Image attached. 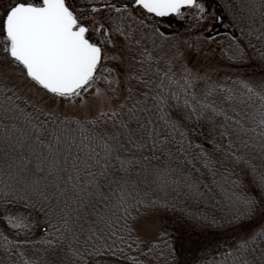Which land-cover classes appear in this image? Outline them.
<instances>
[{"label": "snow or ice", "instance_id": "obj_1", "mask_svg": "<svg viewBox=\"0 0 264 264\" xmlns=\"http://www.w3.org/2000/svg\"><path fill=\"white\" fill-rule=\"evenodd\" d=\"M249 3L250 10L264 8V0ZM207 7L206 0H0V175L7 181L0 202L12 228L30 235L43 224L38 239L0 233V264H180L175 238L154 219L158 204L174 205L154 193L179 187L181 176L190 179L176 176L171 165L176 134L181 144L188 132L184 122L209 125L212 152L222 156L205 160L210 171L217 164L225 173L235 167L246 155H237L239 148L258 146L264 156V78H237L238 87L226 90L208 81L199 105L184 100L182 109L171 88L178 82L175 63L185 95L194 96L188 88L207 77L193 73L180 50L157 51L156 37L168 33L145 24L192 10L205 21ZM241 35L247 43L229 33L222 54L255 59L264 69V30L241 29ZM251 36L259 37V48ZM206 41H213L211 33ZM24 81L43 97L33 102L21 94ZM217 90H225L220 106L206 102ZM251 171L255 187L240 195L215 179L217 193L199 180L185 185L206 209L189 208V216L235 233L198 264H264V175L255 165ZM246 176L241 170L234 186ZM10 204L20 210L12 214ZM257 218V226L245 227Z\"/></svg>", "mask_w": 264, "mask_h": 264}, {"label": "trees", "instance_id": "obj_2", "mask_svg": "<svg viewBox=\"0 0 264 264\" xmlns=\"http://www.w3.org/2000/svg\"><path fill=\"white\" fill-rule=\"evenodd\" d=\"M260 0H255V3H259ZM215 6L220 12V16L222 20L226 22L227 26L222 29L217 30L213 36V45L216 47L217 51L222 54V50L226 49L229 46L231 37L234 36L237 41H239L242 45L247 43V39L245 36L241 35V29L245 32L248 29L254 30H264L261 29V17L264 15V8L250 10L249 0H215ZM141 19H144L141 17ZM251 21V22H250ZM145 24H154V21L147 19L145 20ZM160 38L157 36L156 39ZM254 44L259 39L257 36L249 37ZM256 47L259 48V44H256ZM251 52V49L248 50ZM227 61L238 63L241 61H232L228 59L226 54H222ZM163 67V66H162ZM174 79L178 82L171 85L172 90H175L180 93V107L182 109L187 110L184 105V100H188L190 105L198 106L200 100L204 99V95H198L192 88H188V93H195L192 95H185L184 89L181 87L183 84L181 79L177 77L175 74ZM232 87H238L236 84V79L231 80ZM227 87H225V90ZM225 90H220L219 92L224 96ZM208 100H206L207 102ZM218 105V104H217ZM219 106V105H218ZM43 119V117H42ZM219 122V121H217ZM249 126H251L249 124ZM184 128L188 129V132L181 141L183 145L184 152H179V148L181 144L176 143V140H180L179 131L176 134L175 140L171 144V148L173 149V159L171 160V165L175 166V175L181 176V173L190 174V179H185L184 176H181V180L184 181L179 187L170 185L167 189L163 191H156L154 195L159 200L167 201L168 204L174 205V207H167L165 204L161 203L157 205L158 212H167L172 216L189 222L195 228V231L188 232L185 234L184 232L173 231L170 228H163L162 230L169 231L172 236L175 238V248L178 252V260L180 264H198V262L202 259L203 254L208 253L210 255V250L217 248L221 242H228L230 236L234 235V231L227 227H212L209 224L198 222V219H193L186 212L187 209L191 208L193 212L197 211H205V206L200 204L197 206L196 202L192 199L189 194L188 188L185 186L190 181L199 180L203 183L209 184V187H212L213 192H219V189L211 183L214 179L219 183H222L226 188L231 189L233 192H236L237 195L243 194L251 190L255 185L250 183L251 181L256 180L255 174L251 171V165H255L256 174L264 175V156H262L260 148L258 146H250L247 150L243 148H239L237 151L233 149V151H237V155H244V158L239 163H236L235 167H231L229 165V171L225 173L223 168L217 164L214 169L209 170L208 165L205 163L206 159L211 160H219L221 158L216 156V153L212 152V143L211 136L208 135L209 128L206 121H196L195 119L191 121L184 122ZM195 129V130H193ZM203 133V134H202ZM207 137V138H206ZM201 145L202 147H197L196 145ZM206 152L208 155L205 157L203 153ZM187 153V156H185ZM244 161H249L250 163H245ZM167 162V158L161 160V166ZM234 162V161H233ZM241 170L247 173V176L243 179V182L240 186H234L233 181L241 176ZM215 172L216 176L214 177L211 172ZM7 181L5 176L0 175V185L5 184ZM2 194V193H0ZM0 204H3L0 202ZM11 205V204H10ZM39 220L40 217L38 216ZM260 223V220L257 218L251 224H246L245 227H255ZM8 228V227H6ZM0 225V233L4 235L10 236L11 239L16 240H24L27 239L22 236V234H18V230L6 229ZM43 228V224H41L40 234L42 235L41 229ZM199 230H205V234L200 233ZM208 236H205L207 235ZM203 237V239L208 238L207 240L212 244L210 249L204 252H201L197 255L188 256L187 245L189 242L193 240L194 237ZM197 238V237H196ZM204 241V240H202ZM28 251L32 252L33 249L31 246H27ZM37 248L43 247L41 244L36 245ZM0 256H2V250H0ZM218 259V257H217Z\"/></svg>", "mask_w": 264, "mask_h": 264}, {"label": "rangeland", "instance_id": "obj_3", "mask_svg": "<svg viewBox=\"0 0 264 264\" xmlns=\"http://www.w3.org/2000/svg\"><path fill=\"white\" fill-rule=\"evenodd\" d=\"M206 4L208 7L206 11L207 19L205 21H198L196 19L194 16L195 10L187 12L184 18L173 15H169L163 18V20L154 17L149 18L154 21L155 26L161 32L168 33L166 38L160 37L156 39V43L162 45L157 51H162L168 56H172L177 49L180 50L184 55V61L192 68L193 73H200L207 77V80H198L194 83L193 87H189L198 95L205 96V84L208 81H215L218 84H224L227 88H231L233 86L231 80L233 79L239 78L255 83L264 78V69H261L257 60L253 59L251 62L241 61L238 63L227 61L224 56L217 51L212 42L209 43L206 41V36L209 33L213 35L217 30L227 26L225 21L222 20L221 22H217L215 19V16H220L221 14L215 6V0H206ZM208 24L212 25L211 29L207 28ZM160 63L161 66H165L163 60ZM180 68L181 63L177 61L172 69L179 79L182 75ZM19 87L21 88V94L28 96L33 102H36L38 98H42L44 95L27 81L22 82ZM219 91L220 90H217L214 95L208 96L207 100L215 102L220 106V101L225 100L226 97ZM219 140L220 138L216 137V142H219ZM216 156L222 159L220 152H217ZM4 208L5 205L0 204V225L4 228L8 227L6 229L18 230L7 224L4 219L6 215ZM8 210L12 214H15V212L20 209L8 205ZM31 218L39 220L35 213H33ZM154 219L157 227L161 229L170 228L173 231L184 232L185 234L195 231L194 226L189 222L178 219L164 211H157L154 214ZM40 228L41 224L40 227L32 231L30 235L25 234L28 231L27 229L23 231L18 230V234L27 236L25 238L29 240L38 239L41 236ZM198 231L203 233L201 235L205 234V230L201 231L198 229ZM205 236H208V234ZM196 237L187 245L189 257L209 250L212 245L207 240L208 238L203 239V237Z\"/></svg>", "mask_w": 264, "mask_h": 264}]
</instances>
